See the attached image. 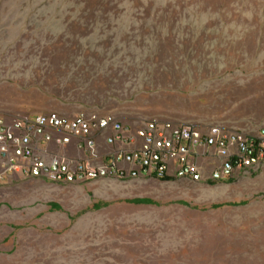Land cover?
<instances>
[{"label":"rangeland","instance_id":"rangeland-1","mask_svg":"<svg viewBox=\"0 0 264 264\" xmlns=\"http://www.w3.org/2000/svg\"><path fill=\"white\" fill-rule=\"evenodd\" d=\"M50 112L260 126L264 0H0V119ZM0 264H264V164L216 182L14 176Z\"/></svg>","mask_w":264,"mask_h":264},{"label":"built area","instance_id":"built-area-1","mask_svg":"<svg viewBox=\"0 0 264 264\" xmlns=\"http://www.w3.org/2000/svg\"><path fill=\"white\" fill-rule=\"evenodd\" d=\"M263 164L264 127L245 133L160 120L134 127L96 112L0 119L3 182L16 175L57 184L153 176L216 182Z\"/></svg>","mask_w":264,"mask_h":264},{"label":"crops","instance_id":"crops-1","mask_svg":"<svg viewBox=\"0 0 264 264\" xmlns=\"http://www.w3.org/2000/svg\"><path fill=\"white\" fill-rule=\"evenodd\" d=\"M220 125V124H219ZM226 129H229V130H233V131H241V132H245V133H254V132H257L258 130H260L262 127H264V122L262 124H260V126H257V127H252V128H249V129H241V128H236V127H228V126H223V125H220ZM106 148H108L107 146H105ZM0 174H1V170H0ZM17 176V175H16ZM141 179H146L147 177H140ZM36 180L37 182L39 183H45L47 184V180H43V179H31V181H34ZM173 180V179H171ZM50 182V181H49ZM3 183H8V182H3L1 179H0V185L3 184ZM49 184V183H48ZM79 185H83V184H79ZM53 204H56L54 202H51L50 203V207L51 208H55L53 207ZM108 203H102V202H97L96 204H94V207L96 209H101L104 205H106ZM97 205H101V207H97ZM109 205V204H108Z\"/></svg>","mask_w":264,"mask_h":264},{"label":"trees","instance_id":"trees-1","mask_svg":"<svg viewBox=\"0 0 264 264\" xmlns=\"http://www.w3.org/2000/svg\"><path fill=\"white\" fill-rule=\"evenodd\" d=\"M164 180H171V178H162ZM131 203L135 204H155L156 202L153 199L150 198H136L129 200ZM108 205V204H106ZM222 205H214V207H221ZM53 207L61 209V207L58 204H53ZM97 207H101V205H97Z\"/></svg>","mask_w":264,"mask_h":264}]
</instances>
